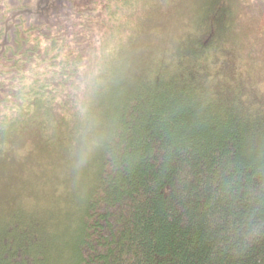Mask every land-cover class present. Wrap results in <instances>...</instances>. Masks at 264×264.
I'll use <instances>...</instances> for the list:
<instances>
[{
  "label": "trees",
  "instance_id": "16d2710c",
  "mask_svg": "<svg viewBox=\"0 0 264 264\" xmlns=\"http://www.w3.org/2000/svg\"><path fill=\"white\" fill-rule=\"evenodd\" d=\"M247 17L264 0H0V264H264Z\"/></svg>",
  "mask_w": 264,
  "mask_h": 264
},
{
  "label": "rangeland",
  "instance_id": "374dc122",
  "mask_svg": "<svg viewBox=\"0 0 264 264\" xmlns=\"http://www.w3.org/2000/svg\"><path fill=\"white\" fill-rule=\"evenodd\" d=\"M206 1H208V0H203V4L206 2ZM192 12H193V9H192V7L190 8V10H189V14H190V17L192 16ZM263 22H264V19L262 20ZM246 22H248V26L249 27H251V26H257V25H260L261 27H263V29H264V25L263 24H261V23H263V22H261V21H259V20H254L253 18H248L247 17V21ZM175 29H181L180 27H176ZM261 34L262 35H264V31L262 30L261 31ZM256 35L258 36L259 35V33H256ZM261 37H262V41H264V38H263V36H261L260 35V38H259V41L261 40ZM84 167H86V165H83V168ZM56 173H60V175H58V176H61L62 174H64V171H61V170H56L55 171ZM72 180V179H71ZM51 181H53L54 182V184L53 185H56L58 188H60L61 187V184L65 181V178L64 179H60V178H58L57 176L56 177H53L52 176V178H51ZM67 186H70V184H65L64 185V187H67ZM21 198V201L22 200H24V201H29V197L27 196V197H20Z\"/></svg>",
  "mask_w": 264,
  "mask_h": 264
},
{
  "label": "clouds",
  "instance_id": "9594fccd",
  "mask_svg": "<svg viewBox=\"0 0 264 264\" xmlns=\"http://www.w3.org/2000/svg\"><path fill=\"white\" fill-rule=\"evenodd\" d=\"M26 71H28V69H24L20 73H18L17 81L13 83L12 87L18 88L20 86H26V85H24V80L26 79V77L24 76V73Z\"/></svg>",
  "mask_w": 264,
  "mask_h": 264
}]
</instances>
